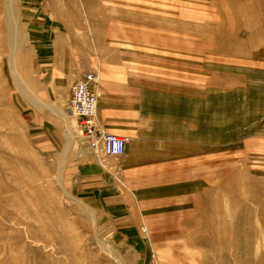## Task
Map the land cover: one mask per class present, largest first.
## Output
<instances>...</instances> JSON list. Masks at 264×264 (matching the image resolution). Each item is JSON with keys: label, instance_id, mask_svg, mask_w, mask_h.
Here are the masks:
<instances>
[{"label": "rangeland", "instance_id": "374dc122", "mask_svg": "<svg viewBox=\"0 0 264 264\" xmlns=\"http://www.w3.org/2000/svg\"><path fill=\"white\" fill-rule=\"evenodd\" d=\"M88 73L122 157L68 111ZM0 264H264V0H0Z\"/></svg>", "mask_w": 264, "mask_h": 264}, {"label": "built area", "instance_id": "2783aa9c", "mask_svg": "<svg viewBox=\"0 0 264 264\" xmlns=\"http://www.w3.org/2000/svg\"><path fill=\"white\" fill-rule=\"evenodd\" d=\"M98 76L88 73L70 91L68 111L75 118L78 132L96 154L122 157L131 139L124 135L108 134L96 129Z\"/></svg>", "mask_w": 264, "mask_h": 264}, {"label": "crops", "instance_id": "0c3cea01", "mask_svg": "<svg viewBox=\"0 0 264 264\" xmlns=\"http://www.w3.org/2000/svg\"><path fill=\"white\" fill-rule=\"evenodd\" d=\"M130 104H132V102H130ZM127 106H128V101H125V108ZM96 116H98V105H97V115ZM128 145H127V148H128ZM91 159L106 161L107 158L105 156L96 157L92 155ZM96 165L97 164L94 162L89 167H85L82 169L83 170L81 173L82 175L78 176L79 174H77L78 176L77 184H76L77 191L82 190V192L85 195L84 196L85 201L89 203L91 206L103 207V209L105 210L103 212L104 216H107V217H110L111 215L115 216V213L117 212L115 210H112V211L109 210L110 208L115 209L116 208L115 204L111 205L108 202L105 203L102 197L100 198L95 197V193L97 191H100V192H110L111 191L110 188H97V187H116L115 182H114L115 179L114 178L111 179L110 177V176H115V174H111L109 172V174H104L99 178V176H97L95 173L97 172Z\"/></svg>", "mask_w": 264, "mask_h": 264}, {"label": "bare ground", "instance_id": "6f19581e", "mask_svg": "<svg viewBox=\"0 0 264 264\" xmlns=\"http://www.w3.org/2000/svg\"><path fill=\"white\" fill-rule=\"evenodd\" d=\"M240 11V9L238 8V7H235V10H232V12H233V14L230 12V14H231V16H232V18H233V15H235V16H237V13ZM225 15H227V13H224ZM227 19V18H226ZM231 26H232V24L231 25H229L228 24V26H227V28H228V30H229V28L230 29H233V28H231ZM226 28V29H227ZM237 29H239L240 30V28L237 26ZM227 30V31H228ZM234 30H235V28H234ZM231 31H233V30H231ZM236 32V31H235ZM223 44L219 47L222 51H225V52H230V53H234V54H242V53H245V54H247L248 53V50L246 51H244V50H241V48L239 47V45H241V44H239V42H240V39H239V37H238V34H237V32H236V34L235 35H225V37H223ZM251 45V46H250ZM254 45H253V43H249V48L250 47H253ZM248 88H249V86H248ZM251 88V87H250ZM256 98V97H255ZM260 102V101H259ZM255 104L257 105V103L255 102ZM259 105V104H258ZM228 186V185H227ZM224 191H226V192H228V191H230V189H228V188H224L223 189ZM238 190V189H237ZM218 204H216V206H217ZM240 207H242V206H240Z\"/></svg>", "mask_w": 264, "mask_h": 264}]
</instances>
